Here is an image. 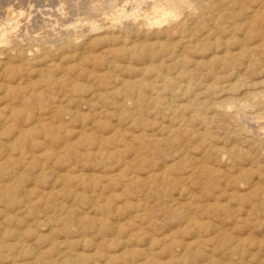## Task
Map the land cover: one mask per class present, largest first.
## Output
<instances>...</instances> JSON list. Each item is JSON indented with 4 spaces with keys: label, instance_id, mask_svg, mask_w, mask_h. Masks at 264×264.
<instances>
[{
    "label": "rangeland",
    "instance_id": "1",
    "mask_svg": "<svg viewBox=\"0 0 264 264\" xmlns=\"http://www.w3.org/2000/svg\"><path fill=\"white\" fill-rule=\"evenodd\" d=\"M109 1L0 0V264H264V0Z\"/></svg>",
    "mask_w": 264,
    "mask_h": 264
},
{
    "label": "bare ground",
    "instance_id": "2",
    "mask_svg": "<svg viewBox=\"0 0 264 264\" xmlns=\"http://www.w3.org/2000/svg\"><path fill=\"white\" fill-rule=\"evenodd\" d=\"M90 1H93V0H90ZM155 1V0H154ZM159 1H161V0H159ZM165 2H167V3H169L167 6H165L163 9H161V10H158L157 12H156V10L155 9H157L156 7L154 8V9H152V11L154 10L155 12L154 13H152V14H156L155 16H153L152 18H147L146 17V21L144 20L143 22L146 24V26L148 25V26H153V25H158V27H159V25L161 24V23H164L165 21H167V20H170V18H174L176 15H178V14H181V11L184 9V8H186V7H188L189 6V3L188 2H184V1H181V0H164ZM156 2V1H155ZM157 2H158V0H157ZM109 3H112V5L111 6H113V7H115V10L113 11V16H109V18H107V16H104L103 17V19H105V21L107 22V21H110V20H115V19H121V17L123 16V15H125L126 16V13H127V9H128V7H129V2L128 1H122V0H110L109 1ZM134 3V2H133ZM131 4V3H130ZM133 5V4H132ZM135 5V4H134ZM140 5V4H139ZM154 6H155V4H153ZM161 5V4H160ZM93 6V5H92ZM153 6V7H154ZM159 6V5H158ZM164 6V5H163ZM138 8V7H137ZM159 8H160V6H159ZM136 9V8H135ZM90 10H93V9H90ZM139 10H140V8H139ZM181 10V11H180ZM61 11V10H60ZM136 11H138V10H136ZM6 12V11H5ZM11 13V12H10ZM9 13V14H10ZM18 13H20V12H18ZM60 13V12H59ZM97 13V12H96ZM134 13H136V12H134ZM166 13H168V14H170V15H166ZM8 14V13H7ZM8 14V15H9ZM21 14V13H20ZM56 14V13H55ZM129 14V12L127 13V15ZM137 14H138V12H137ZM135 15V14H134ZM139 15V14H138ZM17 16H18V14H17ZM133 16V15H132ZM146 16V15H145ZM130 17H131V15H130ZM130 17H128V18H130ZM134 17V16H133ZM138 17V16H137ZM6 18H7V21L9 22V21H11V19L9 18L8 19V16H6ZM13 18V17H12ZM48 18V17H47ZM127 18V17H126ZM127 18V19H128ZM179 18V17H178ZM178 18H176V19H178ZM15 19V18H14ZM124 18H122V20H123ZM131 19V18H130ZM136 19V18H135ZM144 19V18H143ZM122 20H120V21H122ZM133 20H134V18H133ZM17 21H19V20H17ZM116 21V20H115ZM124 21V20H123ZM130 21V20H129ZM132 21V20H131ZM137 21V20H136ZM171 21H173V20H171ZM174 21H176V20H174ZM1 22V21H0ZM114 22V21H113ZM119 22V21H118ZM133 23H134V21H132ZM141 22V21H140ZM181 22V21H180ZM80 24H77V25H75L74 26V28L73 29H75V28H77L78 26H80V28L81 29H83V30H85V32L86 31H88L89 33H91L92 31H97V30H99V29H102V27H96V26H98V25H95V23L94 22H86V23H83L82 21H80L79 22ZM108 23V22H107ZM137 23V22H136ZM136 23H135V25H136ZM109 24V23H108ZM112 24V23H111ZM143 24V23H142ZM10 25H11V23H10ZM10 25H8V27L10 26ZM16 25V24H15ZM7 26V25H6ZM18 26V25H17ZM139 26V25H138ZM141 26V25H140ZM145 26V27H146ZM12 27V26H11ZM10 28V27H9ZM16 28V27H15ZM14 28V29H15ZM134 28H136L137 29V27H134ZM70 29V28H69ZM13 30V29H12ZM106 30V29H105ZM8 31V30H7ZM16 31V30H15ZM65 32V31H64ZM87 32V33H88ZM37 35V34H36ZM88 35H90V34H88ZM12 36V35H11ZM69 36V35H68ZM84 36V35H83ZM77 37V36H76ZM16 38V37H15ZM36 38V37H35ZM15 41H16V39H15ZM18 41V40H17ZM12 42H14V41H12ZM11 43V40H9V38H8V35L6 36V32H4V31H2L1 33H0V59H2V57H5L6 55L8 56V53L9 52H14L15 53V50H16V48H19V46L18 47H14V46H11V47H13L12 49H9V48H11L10 47V44ZM27 43V42H26ZM14 44V43H13ZM17 45V44H16ZM27 45V44H26ZM27 46H29V45H27ZM44 47H45V49L46 48H48V49H51L52 47H51V45L50 46H43V49H44ZM242 47V46H241ZM15 48V49H14ZM247 48V47H246ZM20 49V48H19ZM29 48H24V49H20L19 51H16V54L19 56V54L20 53H22V54H27L28 53V51L30 52V50H28ZM30 54V53H29ZM15 55V54H14ZM28 55V54H27ZM250 59V58H249ZM3 61V60H2ZM1 61V62H2ZM7 62V61H6ZM2 64V63H1ZM3 65H4V63L2 64V68H3ZM6 65V64H5ZM5 65H4V67H5ZM1 66V65H0ZM5 89V88H4ZM6 90V89H5ZM6 92V91H5ZM5 105V104H4ZM8 116V115H7ZM39 119V118H38ZM10 122V121H9ZM7 123V122H6ZM37 124V123H36ZM16 138V137H15ZM14 138V139H15ZM3 149V148H2ZM5 149V148H4Z\"/></svg>",
    "mask_w": 264,
    "mask_h": 264
}]
</instances>
